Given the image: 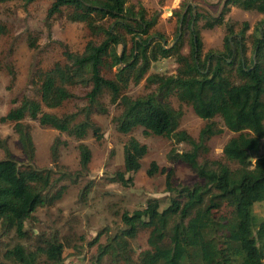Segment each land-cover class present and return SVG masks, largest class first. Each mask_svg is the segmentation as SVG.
<instances>
[{"label": "trees", "instance_id": "16d2710c", "mask_svg": "<svg viewBox=\"0 0 264 264\" xmlns=\"http://www.w3.org/2000/svg\"><path fill=\"white\" fill-rule=\"evenodd\" d=\"M10 1L30 4L36 0L0 3ZM230 7L263 16L255 28L258 36L252 40L249 62L244 30L234 39L226 37L222 51L208 52L201 59L199 33L193 25L206 17L194 13L192 7L187 9L191 51L183 55L180 32L176 43L166 48L163 35L154 30L157 16H149L141 5L129 4V0H52L48 17L66 16L70 22L82 23L91 40L81 54L65 52L64 63H55L38 78L40 101L28 97L13 101L16 107L0 118L1 122H14V132L28 162L17 163L10 156L6 140L0 138L5 154L0 160V238L13 231L19 239H26V221L38 208L50 206L59 198L61 193L52 189L67 176L32 165L35 146L30 126L23 120L28 117L79 140L88 131L100 139L91 115L106 112L102 97L107 92L110 103L120 108L113 119L118 133L129 134L141 127L189 145V151L173 150L168 158L187 164L200 181L177 189L169 174L166 191L173 195L169 204L160 209L161 200L152 198L144 209L123 213L125 228L111 242L99 245V253L111 254V264H264V220L257 225L253 215L254 204L264 201V153L259 154L264 139V0H224L219 16L206 21L205 28L221 25ZM185 19L184 14L179 23ZM6 33V26L0 22V36ZM169 56L178 65L176 74L146 76L151 62ZM232 73L237 83L232 81ZM144 78L153 91L135 99L125 94L129 84L137 85ZM78 86L86 89L79 110L60 116L42 110V105L59 108L75 99L72 89ZM171 97L207 122L197 141L178 129L183 113L171 105ZM77 115H82V120L77 121ZM224 129L237 134L222 149L226 161L206 158L207 141ZM58 145L56 139L50 149L53 163L57 161ZM77 150L80 168L86 171L91 151L84 143ZM145 153L146 147L136 140L125 145L124 173H117L116 179L130 184L132 179L126 174L140 169ZM229 162L237 168L232 169ZM157 171L152 163L147 174L153 176ZM222 209H228L226 215L217 217ZM141 231L147 233L148 249L133 260L129 240ZM37 242L34 250L18 243L3 255L0 252V264L61 263L66 245L57 234L39 235Z\"/></svg>", "mask_w": 264, "mask_h": 264}, {"label": "rangeland", "instance_id": "374dc122", "mask_svg": "<svg viewBox=\"0 0 264 264\" xmlns=\"http://www.w3.org/2000/svg\"><path fill=\"white\" fill-rule=\"evenodd\" d=\"M51 3L52 0H36L30 4L21 1L0 3V22L7 29V33L0 36V118L16 107L17 104H13V101L20 102L23 97L40 101L38 78L55 63H64L65 52L81 54L86 43L91 40L82 23L70 22L66 16L49 18L47 11ZM129 4L141 5L149 16H157L154 30L163 35L166 48L176 43V35L180 32V51L183 55H189L192 44L188 28L191 17L187 9L192 7L194 13L204 15L205 19L199 18L193 25L199 33L201 59L208 52L222 51L226 37L234 39L244 30V43L247 47L245 57L249 62L252 58V40L254 36H258L255 28L259 27L258 24L263 19L256 11L230 7L223 23L209 29L204 26L206 21L219 16L224 0H129ZM184 14L185 22L179 23ZM228 26L231 31L227 30ZM177 68L173 56L157 58L151 62L146 76L174 75ZM230 77L233 82H238L234 73ZM85 91L82 87H75L72 89L75 99L64 102L59 108L42 105V110L59 116L74 113L83 107L82 97ZM151 91L153 88L147 86L144 78L137 85L129 84L125 94L135 99ZM169 102L183 113L178 129L197 141L200 130L207 122L196 116L190 107L180 104L176 97H171ZM102 103L106 112H94L91 115L92 121L99 128L100 139L88 131L79 140L51 127L42 126L28 117L23 120L30 126L35 146L32 165L38 169H52L57 175L65 173L67 176L52 189L53 193H61L59 198L50 206L38 208L26 221V239H19L13 231L0 238L2 255L18 243L34 250L38 243L37 236L57 234L60 242L66 245L60 264H111L112 255H102L98 248L99 245L111 242L125 228L121 221L123 213L131 214L144 209L152 198L160 199V209L165 208L173 196L166 191L169 174L172 186L177 189L191 187L200 181L187 164L168 158L173 150L189 151V145L177 144L168 135H153L141 127L129 134L118 133L113 119L120 114V108L110 103L107 92L103 94ZM82 117L77 115V121L82 120ZM217 122L222 127V121L217 119ZM13 126L12 121H0V138L6 140L10 156L23 165L28 162ZM235 136L237 134L224 129L222 134L210 138L207 141L206 158L225 162L222 149ZM56 139L59 140L58 156L53 163L50 149ZM131 140L145 146L146 153L140 160V169L126 174V178L132 179L126 186L116 179V175L124 173V147ZM80 143L86 144L91 151L86 171H82L79 164L77 146ZM261 145L260 155L264 153V139ZM4 156L0 149V160ZM152 163L157 165L158 171L149 176L147 170ZM229 166L237 168L231 162ZM226 210L228 209H222L216 216L226 215ZM253 215L257 225L264 220V201L254 204ZM128 249L132 259L136 260L139 253L148 249L147 233L141 231L134 239L129 240Z\"/></svg>", "mask_w": 264, "mask_h": 264}, {"label": "water", "instance_id": "95a60500", "mask_svg": "<svg viewBox=\"0 0 264 264\" xmlns=\"http://www.w3.org/2000/svg\"><path fill=\"white\" fill-rule=\"evenodd\" d=\"M181 20H182V18H181ZM179 35H180V33H179ZM250 160L253 161V158H250Z\"/></svg>", "mask_w": 264, "mask_h": 264}]
</instances>
